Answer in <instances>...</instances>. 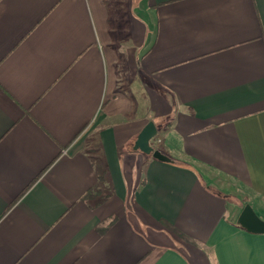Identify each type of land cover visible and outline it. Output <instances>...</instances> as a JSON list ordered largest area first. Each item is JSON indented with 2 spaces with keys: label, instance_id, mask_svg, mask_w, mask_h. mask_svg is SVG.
Returning <instances> with one entry per match:
<instances>
[{
  "label": "crops",
  "instance_id": "1",
  "mask_svg": "<svg viewBox=\"0 0 264 264\" xmlns=\"http://www.w3.org/2000/svg\"><path fill=\"white\" fill-rule=\"evenodd\" d=\"M246 204L264 0H0V264H264Z\"/></svg>",
  "mask_w": 264,
  "mask_h": 264
},
{
  "label": "water",
  "instance_id": "2",
  "mask_svg": "<svg viewBox=\"0 0 264 264\" xmlns=\"http://www.w3.org/2000/svg\"><path fill=\"white\" fill-rule=\"evenodd\" d=\"M157 134V128L154 122H149L139 134L134 149L140 150L146 154H152L154 158L170 162L171 159L164 155L159 149L151 145V139ZM238 224L249 232L264 234V219L259 217L250 204H246L240 213Z\"/></svg>",
  "mask_w": 264,
  "mask_h": 264
},
{
  "label": "rangeland",
  "instance_id": "3",
  "mask_svg": "<svg viewBox=\"0 0 264 264\" xmlns=\"http://www.w3.org/2000/svg\"><path fill=\"white\" fill-rule=\"evenodd\" d=\"M154 141H155V139H153L152 143H154ZM242 201H243V199H242Z\"/></svg>",
  "mask_w": 264,
  "mask_h": 264
}]
</instances>
